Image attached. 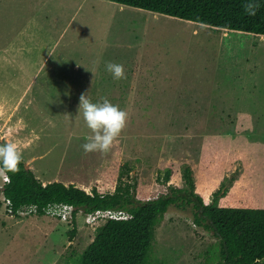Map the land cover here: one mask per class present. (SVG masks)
<instances>
[{
	"label": "rangeland",
	"instance_id": "obj_1",
	"mask_svg": "<svg viewBox=\"0 0 264 264\" xmlns=\"http://www.w3.org/2000/svg\"><path fill=\"white\" fill-rule=\"evenodd\" d=\"M29 2L37 32L17 33ZM108 62L122 64L126 78L114 79ZM81 94L128 113L106 154L82 148L91 133ZM0 128L27 167L32 157L41 181L131 184L143 200L186 186L187 166L206 202L264 207V34L113 0H2ZM2 183L0 176V264H76L104 222L94 228L81 212L74 222L9 215ZM193 199L169 205L144 264H219L221 243L194 221Z\"/></svg>",
	"mask_w": 264,
	"mask_h": 264
},
{
	"label": "trees",
	"instance_id": "obj_2",
	"mask_svg": "<svg viewBox=\"0 0 264 264\" xmlns=\"http://www.w3.org/2000/svg\"><path fill=\"white\" fill-rule=\"evenodd\" d=\"M119 3L190 19L215 27H225L264 34V0H113ZM258 4L254 15L244 5ZM2 143H7L2 141ZM18 173H7L9 181L2 193L11 199L14 209L22 204H44L63 201L74 204L84 212L96 208H122L131 213L127 219H108L97 227L96 233L81 251L76 264H144L149 254L155 226L163 219L171 203L178 197L193 199L196 224L205 225L221 243L219 264H258L264 257V207L206 202L193 190L190 169L184 168L185 186L161 189L156 198H139L130 191L131 184H118L112 193L100 196L87 194L73 183L52 180L43 183L27 167L24 160ZM130 169L128 162L120 173ZM170 169L163 181L169 180ZM179 195V196H177ZM74 222V218H73ZM75 228L68 231L73 235ZM79 257V256H78Z\"/></svg>",
	"mask_w": 264,
	"mask_h": 264
},
{
	"label": "clouds",
	"instance_id": "obj_3",
	"mask_svg": "<svg viewBox=\"0 0 264 264\" xmlns=\"http://www.w3.org/2000/svg\"><path fill=\"white\" fill-rule=\"evenodd\" d=\"M244 7L248 14L254 15L259 5L246 4ZM105 68L116 80L126 78L124 66L122 64L108 62ZM79 111H82L85 124L91 133L86 137V142L82 145L84 152L86 154L93 152L108 153L114 142L125 129L128 113L122 110L118 105L110 102L106 97H102L100 102L94 103L86 94L80 95ZM22 160L23 152L15 143H0V176L9 180L7 177L8 174L6 175V173H18L20 171L19 165ZM4 184L2 183V187ZM2 195L5 196L3 193ZM35 207V205H32L29 210L34 211ZM45 211L50 215L60 214V208L55 204H49ZM78 212L79 210L76 207L70 221L75 218ZM81 213L83 214V210Z\"/></svg>",
	"mask_w": 264,
	"mask_h": 264
},
{
	"label": "built area",
	"instance_id": "obj_4",
	"mask_svg": "<svg viewBox=\"0 0 264 264\" xmlns=\"http://www.w3.org/2000/svg\"><path fill=\"white\" fill-rule=\"evenodd\" d=\"M0 132H1V128H0ZM4 136L2 134H0V143H2V141L4 140L3 138ZM7 175V173H6ZM7 177L9 178V176L7 175ZM123 178V176H122ZM2 180H3V184L8 182L9 180H6L3 176H2ZM100 182V181H99ZM105 185V186H104ZM96 184L95 186H92L91 188H85L84 190L87 194L93 195L96 191V193H98L100 196H103L106 193H112L114 191L110 189L109 185L106 184ZM109 189V190H108ZM3 200V204L5 206L6 212L9 215L12 216H22V215H32V214H43V215H48V216H54V217H58L62 220H71L72 216H73V211L76 209V207L74 206V204L69 203V202H63V201H49L47 203L44 204H38L35 202L32 203H27V204H22L20 207L14 209L11 199L3 196L2 197ZM49 204H55L57 206H59L60 208V214L58 215H50L48 214L45 209ZM35 205V210L31 211L30 206ZM79 212H81L82 210L79 209ZM83 215H84V222L86 224H89L92 227H96L99 225V221L101 222H105L108 219H127L130 218L132 215L131 213H129L127 210L122 209V208H96L92 211H88V212H84L83 211Z\"/></svg>",
	"mask_w": 264,
	"mask_h": 264
},
{
	"label": "crops",
	"instance_id": "obj_5",
	"mask_svg": "<svg viewBox=\"0 0 264 264\" xmlns=\"http://www.w3.org/2000/svg\"><path fill=\"white\" fill-rule=\"evenodd\" d=\"M0 3H2V0H0ZM28 6H31L32 9H28V10H32L30 13H28L25 9H27V7H25V9H22L23 13H25L28 17L25 20V22L18 28L17 33L21 30H23L25 28V26L28 28L29 31H34L37 32V4L33 3V2H29ZM23 7V5H22ZM29 14L31 15L30 19L29 18ZM17 23L15 24L16 27ZM14 28V27H13ZM16 33V34H17ZM35 41V40H34ZM17 48V47H16ZM35 48V47H34ZM8 48H6V52ZM18 49V48H17ZM17 56L14 53H10L12 56L14 57H18L19 56V51L16 52ZM5 139V138H4ZM7 140V139H6ZM5 140V141H6ZM8 143V142H7ZM30 152V151H29ZM32 157L29 159L31 161ZM28 160L29 163V167L31 168V164L30 161ZM32 169V168H31ZM33 170V169H32ZM43 183L48 182V180H42ZM82 188V187H81ZM37 216H32V218H35Z\"/></svg>",
	"mask_w": 264,
	"mask_h": 264
},
{
	"label": "bare ground",
	"instance_id": "obj_6",
	"mask_svg": "<svg viewBox=\"0 0 264 264\" xmlns=\"http://www.w3.org/2000/svg\"><path fill=\"white\" fill-rule=\"evenodd\" d=\"M113 53H115V52H113ZM115 55V54H114ZM101 61V60H100Z\"/></svg>",
	"mask_w": 264,
	"mask_h": 264
}]
</instances>
